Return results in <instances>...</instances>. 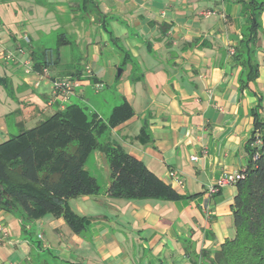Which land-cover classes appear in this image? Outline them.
Wrapping results in <instances>:
<instances>
[{
  "label": "crops",
  "instance_id": "obj_1",
  "mask_svg": "<svg viewBox=\"0 0 264 264\" xmlns=\"http://www.w3.org/2000/svg\"><path fill=\"white\" fill-rule=\"evenodd\" d=\"M94 1L0 0V143L61 110L62 100L105 106L106 117L126 101L133 115L104 139L182 197H109V169L95 150L106 182L79 195L92 210L68 199L88 223L74 232L61 216L24 221L0 209V264H210L234 235L236 186L207 188L246 167L253 114L264 121V0L253 53L243 42V0ZM61 34L68 44L58 45ZM65 78L76 84L63 99L54 82Z\"/></svg>",
  "mask_w": 264,
  "mask_h": 264
},
{
  "label": "trees",
  "instance_id": "obj_2",
  "mask_svg": "<svg viewBox=\"0 0 264 264\" xmlns=\"http://www.w3.org/2000/svg\"><path fill=\"white\" fill-rule=\"evenodd\" d=\"M86 2L95 6L94 0ZM243 2L247 23L243 42L253 53L251 47L256 40L263 0ZM68 42L63 34L58 36V45ZM249 66L248 79L252 80L257 76V67L255 63ZM132 115L126 101L113 108L106 122L95 114L87 119L82 107L69 103L0 143V209L17 213L24 221L47 214L61 216L72 231L79 232L86 217L72 210L68 199L99 193L96 178L84 165L93 150L101 151L106 158L109 197L180 199L182 195L141 160L119 145L100 143L101 134ZM253 117V129L247 140L248 162L240 169L242 177L235 183L231 207L234 235L221 243L210 264H264V121L255 113ZM256 135L260 138L259 145H253Z\"/></svg>",
  "mask_w": 264,
  "mask_h": 264
},
{
  "label": "rangeland",
  "instance_id": "obj_3",
  "mask_svg": "<svg viewBox=\"0 0 264 264\" xmlns=\"http://www.w3.org/2000/svg\"><path fill=\"white\" fill-rule=\"evenodd\" d=\"M105 96V97H104ZM104 96H103V99L104 100H107L108 98H110V96L107 94V93H104ZM68 98V97H67ZM62 101H64L63 103H62V105H63V107L65 106V105H67V101H65V100H62ZM80 106V105H79ZM80 107H82L83 109H84V111H85V113L87 114V119H90V116H91V114H95L96 115V117L99 119V120H101V121H107V119H108V117H106V113H104L103 115L101 114H99V113H103L104 111H103V109H104V107L105 106H100L99 107V110L98 111H95L94 109H92L90 106H84V105H82V106H80ZM114 108V107H113ZM113 108H112V110H113ZM5 108H4V105L2 104V101H0V113H1V111L2 110H4ZM112 110H111V112H112ZM22 113H23V116H24V123L26 124V126L27 127H30L31 125H32V123H31V121H32V118L30 119V115H29V113L27 112V111H25V110H22ZM111 114V113H110ZM106 117V118H105ZM106 131V130H105ZM106 133V132H105ZM105 133H103V134H101L99 137H98V139H99V141H100V143H105V144H107V142H106V140L104 139V137H103V135H105ZM93 151H95V150H93ZM93 151H91L90 152V154L87 156V158H86V160H85V163H84V165H85V168L88 170V172L90 173V174H92V175H95L96 176V178H97V182H98V184H99V186H102L103 184H104V182H106V174L104 173V167H98V165H97V163H96V161H94L93 160V154H92V152ZM99 151V150H98ZM99 152H101V151H99ZM102 153V152H101ZM103 154V153H102ZM104 155V154H103ZM90 158L93 160V162L94 163H91L90 162ZM104 159H105V162H106V158H105V156H104ZM106 164H107V162H106ZM72 200L75 202V203H79V204H83V206H82V208H83V210L84 211H86V212H90L92 209H86V207H88V206H86V205H89L90 207H92L91 206V204L87 201H84V198L82 197V196H76V197H72ZM91 200V199H90ZM71 202V201H70ZM69 202V203H70ZM84 202V203H83ZM71 204V203H70ZM70 204H69V206H70ZM90 207H88V208H90ZM72 209V208H71ZM73 210V209H72ZM86 221V220H85Z\"/></svg>",
  "mask_w": 264,
  "mask_h": 264
},
{
  "label": "built area",
  "instance_id": "obj_4",
  "mask_svg": "<svg viewBox=\"0 0 264 264\" xmlns=\"http://www.w3.org/2000/svg\"><path fill=\"white\" fill-rule=\"evenodd\" d=\"M207 14L206 12H204ZM30 68H28L26 71H29ZM76 84V81H74L71 78H65L61 79L59 81L54 82V92L60 96H62L63 99H66L68 97V94H70L73 91V88ZM260 144V138L256 135L255 141L253 142V145H259ZM191 159H196L195 156L191 157ZM170 176L173 178V180L181 184L182 180L181 178L176 174L174 171L169 172ZM242 177V174L240 170H236L233 172H222L215 182L207 188V192L211 194H216L222 187L229 184H235L240 178Z\"/></svg>",
  "mask_w": 264,
  "mask_h": 264
},
{
  "label": "water",
  "instance_id": "obj_5",
  "mask_svg": "<svg viewBox=\"0 0 264 264\" xmlns=\"http://www.w3.org/2000/svg\"><path fill=\"white\" fill-rule=\"evenodd\" d=\"M120 72H121V69L119 68V69L117 70V74H120ZM85 223H88V220H86Z\"/></svg>",
  "mask_w": 264,
  "mask_h": 264
}]
</instances>
